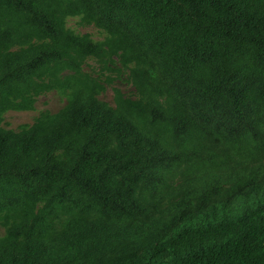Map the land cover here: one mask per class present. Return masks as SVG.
<instances>
[{
  "label": "trees",
  "instance_id": "16d2710c",
  "mask_svg": "<svg viewBox=\"0 0 264 264\" xmlns=\"http://www.w3.org/2000/svg\"><path fill=\"white\" fill-rule=\"evenodd\" d=\"M0 228V264H264V0H0Z\"/></svg>",
  "mask_w": 264,
  "mask_h": 264
},
{
  "label": "rangeland",
  "instance_id": "374dc122",
  "mask_svg": "<svg viewBox=\"0 0 264 264\" xmlns=\"http://www.w3.org/2000/svg\"><path fill=\"white\" fill-rule=\"evenodd\" d=\"M68 28L78 35H89L95 42H104L107 35L94 26H86L80 18H71L68 20ZM89 68L86 67V72H93L96 69L99 72V66L95 61L89 62ZM112 82L108 84L107 91L101 95L100 100L114 106V89L121 90L125 95L131 96L134 93L133 87L128 83V74L126 72L106 73ZM67 104V99L60 93L53 92L41 97L33 112H10L5 116L4 127L9 130L19 131L25 126H32L42 113L57 114ZM5 235V230L0 228V237Z\"/></svg>",
  "mask_w": 264,
  "mask_h": 264
}]
</instances>
